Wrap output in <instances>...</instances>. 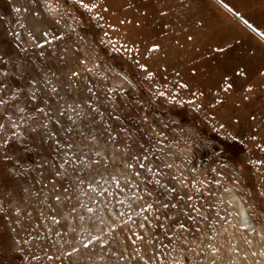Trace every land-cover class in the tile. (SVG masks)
Here are the masks:
<instances>
[{
	"label": "rangeland",
	"instance_id": "374dc122",
	"mask_svg": "<svg viewBox=\"0 0 264 264\" xmlns=\"http://www.w3.org/2000/svg\"><path fill=\"white\" fill-rule=\"evenodd\" d=\"M171 1L85 0L96 7L84 8L79 0H58L57 15H52L44 0H0V99L7 101L0 105V123L5 125L0 130V264H128L115 255H131V251H123L121 238L129 229L142 230L128 220L127 204L138 211L142 202L131 192L141 193L145 186L151 191L153 186L135 177L119 158L115 163L105 162L113 152L120 156L119 149L106 141V129L110 126L116 133L120 148L127 147L124 159L143 172L133 156L140 157L139 163L151 162L157 167L162 163L157 161L160 146L149 135L152 125L164 131L168 137L165 151L173 153L164 159L175 167L162 169L169 181L177 168L188 178L207 173V184L193 197L207 219L189 211L196 220L188 222L191 231L186 233L201 246L200 264H264V148L257 147L264 145V125H253L264 118V36L259 34L264 32V0H181L180 4L197 3L190 8ZM187 16L211 20L215 33L227 39L202 51L195 49L184 58L177 55L181 46L175 53L153 49V44L160 45L173 35L172 22ZM159 28L163 31L158 32ZM144 31L147 35L141 33ZM72 70H78L80 76L72 78ZM204 77L209 80L199 82ZM32 79L39 83L33 86ZM53 86L56 94L51 91ZM86 87L92 92H86ZM34 88L39 89L35 92L38 97L51 101V111L45 108L48 117L60 120L59 125L53 121L48 126L57 131L55 140L82 146L76 156L84 162L65 165L68 175L57 178L55 187L52 171H63L59 168L63 161L55 140L37 128L44 114L28 115L34 105L45 106L39 100L29 102ZM17 89H21L20 95L12 98ZM19 108L28 111L21 113ZM58 108L63 116L56 114ZM5 113L17 123L21 115L27 121L20 124L16 136ZM220 124L225 128L214 132ZM89 133L99 143L86 138ZM4 139L7 144L2 143ZM186 148L191 149L188 161L180 152ZM60 151L63 154L65 149ZM144 155L148 161L143 160ZM96 160L101 163H94ZM191 167L198 172L190 173ZM129 176L139 188L132 187ZM60 185L68 189L70 200L63 198ZM228 192L237 198L245 215L237 228L235 209L224 200ZM55 195H61V201ZM144 200L154 203L147 195ZM88 208L93 211L89 213ZM144 215L153 219L156 214L146 210L132 220L143 222ZM52 216L59 223H53ZM118 217L126 223L121 224ZM91 235L107 239L109 244L93 241L85 247L87 240L82 236L90 239ZM207 245L219 251L213 252ZM72 247L78 251L72 252ZM157 247L162 256L179 257L178 249L160 248L159 242ZM64 252L71 255H62ZM33 256L39 259L33 260ZM48 256L59 259L49 261ZM131 264H139L138 258Z\"/></svg>",
	"mask_w": 264,
	"mask_h": 264
},
{
	"label": "snow or ice",
	"instance_id": "6c2138e0",
	"mask_svg": "<svg viewBox=\"0 0 264 264\" xmlns=\"http://www.w3.org/2000/svg\"><path fill=\"white\" fill-rule=\"evenodd\" d=\"M79 4L84 8L89 7H96L95 4L89 5L85 3V0H79ZM58 0L57 3L53 4L50 3L49 0H44V7L45 9L52 15H57V8H58ZM39 15V13H37ZM239 15V13H237ZM259 32V29H256ZM261 36H264V32H259ZM44 35H48L45 33ZM55 39V37H53ZM153 49H157L160 47L159 44H153ZM142 68H146L147 65H140ZM92 69L86 68L85 71H91ZM151 75V74H150ZM70 76L72 78H76L80 76V72L78 70H72L70 72ZM33 86H36L39 81L37 79H32L30 82ZM50 83V81L48 82ZM71 86V85H70ZM230 87V85H229ZM3 90V87L0 86V91ZM39 91L38 88H34L33 92L29 93L30 101H40V103L44 104V107H40L39 105H34V111L33 113H28L29 116L34 115L35 112H39L44 114V120L42 124H38L37 128H42L44 130V134L47 136L50 140H55V137L57 136V131L53 130L52 128H49V124L54 121L56 125L60 124V120L56 118V116H53L51 118L48 117V113L45 111V108H49V111H51L50 108V100H45L41 97H38L35 92ZM52 93L56 94V88L55 86L52 87ZM85 91L88 93L92 92L91 88H85ZM109 91H115V89H109ZM21 89H17L16 92L13 93V97L15 98L20 95ZM7 101L4 99H0V105L6 104ZM88 103L91 104L92 101L89 99ZM212 107H215V105H212ZM19 112L21 113H27V108H19ZM74 111V110H73ZM98 111V110H97ZM56 114L58 116H63L64 112L62 109H56ZM101 118H103L102 113H98ZM8 121L11 123V127L13 129H16L15 132L12 133L13 136H16L17 133L20 131V124L26 123L25 117L21 115L19 117V123H17L15 120H13L12 116L8 113H5ZM119 117H117L118 119ZM254 118V117H253ZM143 119L146 121L148 120V116H144ZM5 125L3 123H0V130H3ZM164 127H167V125H164ZM37 128H33L32 131H36ZM153 133H150V136H153L156 138L157 145H159V152L160 156L157 157V161H162V163L157 167L154 163H139L140 157L133 156L132 158L135 159L138 163L139 169L143 170V172H146L151 177L149 179V176L143 175L142 171L136 170V168L131 164L128 163L124 157L128 155L127 147L120 148V144L118 143L116 139V133L111 129L109 126L106 129V141H111L112 144L116 149H119L120 156L117 157L116 153L113 152L111 157H105V162H112L115 163V161L119 158L121 160V163L126 164L127 168L131 169L132 174L140 178L141 181H147L149 185H152V190H149V187L145 186L142 189L141 193L137 192H131V195L136 197L137 201H141L142 204H138V211L133 209L131 204H127V201H120L122 204H127L128 212L130 213L128 216V220L132 221L133 224H135L137 227H139L142 231L136 232L134 229H129L128 232H126L125 237L121 238V245L123 246L124 252L131 251L130 256H123L120 253H115L119 257L120 260L128 262V264H131L132 261L137 260L139 264H200V260L203 259V257L200 256V251H202L201 246L196 243L195 240L190 241L186 233H190L191 230L188 229V222L189 221H195L196 216H204V212L200 210L198 207L195 206V201L193 200V197L203 188L208 180H207V173H202L201 175L203 178H201V175H197L195 178H188L185 177L184 172L181 171L179 168L176 169V173L171 175V180L169 181L166 177L169 175L162 171V169H173L175 167V163H169L166 159H164L165 155L172 157V152H166L165 141L168 139V137L165 135L164 131L156 129L155 125H152ZM225 125L220 124L219 129L213 128L212 130L214 132H218L220 129H224ZM71 131V129H69ZM124 132H128V129H123ZM22 135V133H20ZM83 135V133H81ZM163 137V139H161ZM43 138V137H42ZM88 139H91L92 141L99 143L95 135H92L89 133V136L86 137ZM131 138V136H129ZM255 139V137H253ZM3 144H7L8 140L4 139L2 141ZM56 152L58 155H60V159L63 161L62 164L59 165L60 169H63V171L57 170L53 168L52 171V183L54 187L56 186V179L57 178H63L64 176L68 175V171L65 168V165H68L69 167H74L70 161L75 162V164H81L84 161H81L77 158L76 152L81 151L82 146L79 144L68 143L65 142L64 144H61L59 140H55ZM83 147H87L84 145ZM257 147L264 148V145H257ZM61 148L65 149L64 153L61 154ZM89 151H95L94 149H89ZM191 151L190 148L186 149H180V152L183 153V160L188 161L189 155L188 153ZM97 156H100V152H96ZM7 158V157H5ZM144 161H148L149 157L147 155H144L143 157ZM85 160H87V157H85ZM19 163V161H17ZM96 164H100V160L94 161ZM91 167V164L88 165ZM212 172H215V168L210 169ZM190 173L196 174L198 172V169L195 167H191L188 169ZM115 180V177H113ZM129 180L132 182L133 188H139V185L136 183L135 180H132V177L129 176ZM80 184H83L84 181L80 180ZM117 186L119 187L120 182L116 181ZM216 183L218 184L219 181L217 180ZM192 186L191 191H187L189 189V186ZM61 191L63 194V198L66 200H70L71 196L68 192L67 188H64L62 185H60ZM89 188H92L93 185L91 183L88 184ZM159 190V191H158ZM27 191V189H25ZM97 191H99L97 189ZM155 193V195H154ZM147 195L148 197L152 198L153 202H148L144 200V196ZM163 197V199H161ZM55 200L57 202L61 201V195H55ZM165 199L167 202H165ZM191 202V203H189ZM183 204V206H181ZM156 205H159V207H156ZM160 209L167 210L165 212H161ZM146 210H151L156 215L153 219H149L147 215L143 216V222L133 221V216H141ZM15 211L17 214H21V209L19 207L15 208ZM73 212L76 211L75 208L72 209ZM87 211L91 213L93 211L92 208H88ZM189 211L195 212L196 216L189 215ZM124 214L121 213V216ZM187 218L185 220L184 218ZM205 219H207L206 216H204ZM52 222L53 223H59V220L56 216H52ZM83 219V217H81ZM117 219L120 220L121 224H125L126 222L123 219H120L118 217ZM15 223L19 224L20 221L17 220ZM146 225H150V227H146ZM113 228L116 227L115 224L112 225ZM199 231V229H196ZM48 231L51 232V229H48ZM57 236L60 235L59 232L56 233ZM134 237V238H132ZM82 239L87 240V244H85V247H87L88 244H91L93 241H99L101 244L107 245L109 244V240L107 239H101L100 236L91 235V238L83 237ZM167 239L168 243L165 244L164 241ZM21 241L23 243H27L26 240L21 238ZM157 242H159L160 248H171L172 252H176L177 249L179 250V257L172 258L168 253H165V255H161L159 252V249L157 247ZM207 247L211 248L213 252H218L219 249L214 247L213 245H207ZM145 248L148 249L147 252H145ZM111 251V249H109ZM72 252L78 251L76 247H72ZM62 255H71V253L64 252ZM165 256H168V259H165ZM33 260H38L39 257L33 256ZM47 259L49 261H52L53 259H59V257L54 256H48ZM100 259H103V257H100ZM209 264H215V261H209Z\"/></svg>",
	"mask_w": 264,
	"mask_h": 264
},
{
	"label": "bare ground",
	"instance_id": "6f19581e",
	"mask_svg": "<svg viewBox=\"0 0 264 264\" xmlns=\"http://www.w3.org/2000/svg\"><path fill=\"white\" fill-rule=\"evenodd\" d=\"M172 2H173V0L170 2V4ZM186 2H184V3H186ZM189 2L190 3H188V4H180V3H182V1L181 0H177L176 4H179L178 6H181V7H184V5H185V6H188L189 8L193 7L194 4H197L194 1L193 2L189 1ZM163 4H164V2H163ZM163 6H167V4L166 5L164 4ZM191 10H192V8H191ZM153 13L155 14V12H153ZM162 17H164V16H162ZM175 18H176V16H175ZM170 20L173 21L174 19H170ZM151 21H150V23H151ZM159 21H161V20H159ZM171 24H173V35L171 34L172 36H170L169 38L164 39V40H162L160 42V51L159 52H161V53H166L168 51L169 52L172 51L173 53H175V52H179V49H181L180 50V54L177 53V55H179L180 58H184V55L190 54V52L191 53L195 52L194 51L195 49H197L199 51H202V50H205L206 47H208V45H210V46L220 45V42H224L227 39V37L225 38L226 35L222 36V37H219V35H217L215 33L217 30H216L214 24L212 23V21L208 20V19H201V20L198 19V20H196V19L189 18L187 16L186 18H184V17L182 18L181 17V19H178L174 23L172 22ZM198 24H202L201 27L200 28H195V26L198 25ZM161 31H163V29L159 28L158 32H161ZM141 33H144V34L147 35L148 31H144V32H141ZM188 37H190L192 40L191 41H187ZM179 46H181L182 48H179ZM208 80L209 79L207 77H204L199 82H207ZM229 122L230 121L227 122V126H230L229 124H231V123H229ZM253 125L254 126H258V125L263 126L264 125V118L260 119V121H258V123H254ZM231 126H230V128H231ZM227 199H229V201L232 202V204H229ZM224 200H225V202L228 203V205L230 207L233 206L234 209H235V212H236V214H235V227L237 228V226H239L241 224V222L244 223V221H245V220H243V217H245V215H243L242 211H240L241 210V207H240L241 204L238 203V200L234 196V194L230 193V192H228V194L226 196H224Z\"/></svg>",
	"mask_w": 264,
	"mask_h": 264
}]
</instances>
